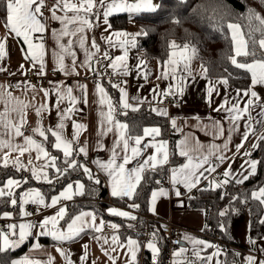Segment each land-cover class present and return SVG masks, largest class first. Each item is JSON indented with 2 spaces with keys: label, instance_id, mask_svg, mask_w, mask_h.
<instances>
[{
  "label": "crops",
  "instance_id": "crops-1",
  "mask_svg": "<svg viewBox=\"0 0 264 264\" xmlns=\"http://www.w3.org/2000/svg\"><path fill=\"white\" fill-rule=\"evenodd\" d=\"M47 1L48 2L44 0V7L42 9V19L43 22L46 24V31L42 34V40L40 39V33L34 34L33 37L34 43L43 42L45 46V54L43 57L45 71L44 75L37 74V69L40 67V63L38 61L36 62L35 67H33V64L30 63L31 58L29 57V59H25V54L28 51V47L24 43L23 39L15 37L14 34L10 35L5 26L0 23V39L7 38L5 44V56L2 60H0V67H3L5 69L4 71H0V85L14 86L16 84H20L19 88L12 87L9 90L13 93L14 96L22 97L25 99H30L33 95L31 89H29L28 91H23V89L28 84L34 85L36 89H48L50 92V95L46 100L42 92L36 93V99L35 101H33V103H46L50 109V113L46 112L41 117H37L35 115V111L33 109H29L26 115L27 123L23 128L25 135H32V128L35 127L37 120H40L45 128H47L49 125L54 126L58 123L59 117L57 109L55 107L58 97L56 93L52 91V89L56 85H63L62 90L71 87L73 89V96L78 98V102L71 105L74 111L70 114L71 118L65 120L64 136L68 140L72 139L74 132L73 121L83 124L85 126L84 129L76 130L79 131L80 134L79 142L77 145L74 146L78 147L79 145H86L87 155L85 156L81 153L77 156L81 157L89 163L88 167L94 172H96L105 182L109 198H114L111 195L109 177L98 168L97 163L95 162L99 161L102 163H106L111 158L112 151L116 145L117 140H119L120 130L113 127V130L111 132L105 131L103 135L100 134L102 131L101 121L104 119V117L101 115V112L103 111L106 114L108 111V106L107 104L101 105L99 103V94L95 90V85L97 84V82H99L104 87L103 83L100 81L101 78L107 79L110 75L117 77L119 81L116 84H119L120 88L125 89V91L127 92V102L130 105H134L139 108L142 105L146 104L149 105L152 110L166 109L167 115H160L157 114L156 111L154 112L157 115L167 117L169 127L174 128L172 125V120H175V128H177V134L179 136L178 142L187 139L189 145H197L199 147V153H193V155H209L211 153L209 155V160L211 162V165L216 166L215 171L204 172L203 176H201L200 178V182L197 183L190 190L184 187L182 183H178L173 186V184L171 183L170 171L169 185L165 187L158 186L153 189V191H159V189L163 188L167 192V195L157 196L153 211V205L151 203L153 192L152 191L148 204V214L156 219L170 221L173 225L181 229V245L178 249L173 250V253L182 247L187 249V251L183 253L181 257L177 258H175L172 253V256L174 257V260L176 262L188 263V261H196V264H202L201 261L197 260L196 257L192 255V249L196 247L203 248V251L200 253L202 257L212 256V260L208 262V264H225V252L222 249L218 248L219 246H216V244H218L217 242L216 244H214L211 239L204 236L203 234L205 218L204 209L190 208L188 205V200L190 197L194 196V193L200 188H216L219 186L222 187L224 185H227L229 182L240 184L251 176L249 175V165L247 161L252 160L258 162V158L254 157L253 153L258 146V142L260 141L259 136L264 134V116L260 115V113L263 111L262 106L264 104V85L257 84L253 88L252 83L250 82V86L248 89H238L234 85H232L230 81L226 78H208L205 75L204 71L200 69L199 62L197 61L195 55L189 62L191 76H187L185 74L183 81H181V77L178 72L176 74L175 79L172 78L171 74L169 75L168 79H164L162 78L161 73L164 71H168L170 73L171 69L166 65V63L163 66H160L156 61H147L143 57L141 51L138 49L137 39L136 47H130L128 49V57L126 63L129 71L127 75L113 74L111 68H107V74L103 77H98L94 75V72L97 69V61H99V71L101 73L105 72V67L109 63L108 60L102 57V53L104 51H108L109 55L112 57L123 55V52L119 47H110L108 41L105 40L104 37L111 36L112 41L114 43H118L117 37L112 35L115 32H124L129 34L126 37L127 39H131V37L135 35L134 33L116 30L110 25V17L113 15L122 13L138 14L129 13L127 11L114 12L108 17V25L103 23L102 15L99 21H96L95 17H93V27L90 29L86 28L85 32L83 33L85 40V47L83 49L80 48L79 41H77L74 37H64L65 42L68 39H73V51H75L77 59V67L75 71L72 72V57L65 55L64 64L66 65V68L70 73L65 74V72L57 70V62L52 55L53 51H56L57 53L60 52V49L56 46V42L52 36V33L54 31L56 33H59L62 29V25L59 21L51 19V12L49 11V9L55 4L56 0ZM128 2L132 3L135 2V0H128ZM151 3L157 7L158 0H151ZM57 14L63 15L62 12H57ZM68 15L71 16L72 13L69 12ZM240 32L242 34V38L246 40L241 27ZM230 35L232 37L231 31ZM93 39H95L97 45L100 48V55H98L95 59L91 61L92 71H87L85 68L80 67L79 65L86 61V50L95 51L94 49H91ZM233 51L235 55L234 44ZM242 56L243 55H240L236 58ZM140 60H143L144 64L142 66V70L137 71V66ZM21 65H23V69H21ZM145 74L147 75V79L144 78ZM32 77L37 80V84L30 83ZM221 79H226L227 84L225 85L223 83H220L219 81ZM50 81L52 83H50ZM41 82H45V85H41ZM80 85L86 86V104L84 103V92L81 91L79 87ZM170 85V94L167 96H178V103H165L163 102L164 96L155 95L152 91L153 89H158L161 92L169 91L168 87ZM209 88L213 89L211 94H209ZM104 89L107 93L105 87ZM117 89L120 92L119 88ZM246 90L255 91L257 93V96L259 97V100L255 101L254 105L252 106L247 105V101L251 97L250 94L245 95ZM134 97L137 99H133ZM221 105H224V107L221 108ZM232 105H237L240 109H243L246 106H248L249 108L248 112L241 113V118L235 121V126L230 119V113L228 111H225L226 108H231ZM67 107H69V100L67 97H65L63 100L60 101V109H65ZM0 110H2V107H0ZM113 119L115 121H118L114 118V113ZM219 126H222L223 128L222 135L219 134ZM106 127L107 125H105V128ZM152 127L156 126H151L147 128ZM246 130L248 131V137L247 140H244L243 137ZM140 136H143V134H141ZM35 138L39 140L38 136ZM17 139L18 141L22 142V138ZM161 141L167 142V150L170 159V141L167 138L161 137V131L160 135L156 136L155 139H153L151 136L145 137L142 141V144L138 147L143 148L145 143L158 145ZM130 144H134V142L130 141ZM225 144H227L226 149L224 148ZM240 144H242V147L239 149V152H237V145ZM217 145L220 147L215 148L214 146ZM121 148H115V150L120 153ZM220 153H223L227 157V159L222 163L216 158L217 155H219ZM245 153H249L250 155H245ZM153 154H155V147L149 146L142 153V155H140L136 160H133L132 163L127 165L126 167L130 169L134 166H137L139 162H142L149 155ZM13 155H15V153ZM32 155L33 157H35L34 152L32 153ZM27 156L28 154L25 153V156L21 158L25 164H27ZM183 158L184 160L181 165L187 163V158ZM193 162L195 163V160ZM34 163L39 162L34 161ZM180 166L176 168H179ZM209 166L210 165L206 164L204 165V168H208ZM226 170H230V176L227 178L224 176V172ZM200 171H203V169H200ZM28 172L30 173V171ZM218 174H221L222 176L220 180H217L215 178V176ZM245 176H247V179H244ZM225 180H227V183H224ZM62 188H60L55 194H58L59 191L62 190ZM16 189L17 188H14L13 191L15 192ZM25 190H23L22 192H24ZM177 190H179V192L181 193L180 196L176 195ZM76 196L78 195L73 196L72 199H74ZM72 199L61 200L60 203L55 207L43 208L41 206L40 210H38L37 212H31L28 209L29 204L32 203L24 204V211L27 213H32L31 215H22L21 206L19 204L17 214L14 215L13 213H9L10 218L5 217L3 215L0 218V224H5V222H7V224H5L6 227H8V225L10 224H15L17 226L22 223L37 224L43 218L55 215L61 205L66 206L64 205V203H68ZM66 209L68 214L69 209L67 208V206ZM114 209L118 211H125L124 209L119 207H114ZM84 211L95 213L93 210ZM79 213L80 212L74 215H77ZM110 215L114 217H119L120 219L124 218L117 215ZM66 216L63 220L59 221L58 227L66 229L67 222H69L71 218L70 217L66 222H64L66 220ZM96 216L97 224L100 223L101 219L104 221L105 226L103 228V235L111 238V236L114 234V230L109 227V225L113 223L117 224L116 221L107 220L97 214ZM8 221H10L9 224ZM38 231V228L33 229L32 235L26 237L23 242L32 239V244L29 246L28 251L22 257L15 258L14 260H12L11 264H19V262L23 261L33 262V264H66L64 256H62L61 253L57 251V248L63 249V251L68 256V260L71 261V264H81V257L85 253V249L83 248V245L85 244L88 245V249L87 259L84 261V264H93L94 261L95 264H111V261L108 259V256H106L101 251L102 242L97 243L95 240L90 238L95 235H100L99 233L87 231L85 233H82L80 237L73 241L58 242L54 241L50 235L37 236L36 233ZM118 236L120 242L122 243H126L129 237L139 241L141 247L137 252L136 264L140 261L143 250L147 251L149 254L152 255V252L145 246L146 244H142L140 236L135 234H129L126 236L125 239H122L119 232ZM41 237H48L51 240L50 243H41L39 241V238ZM185 237H191L195 240L205 241L207 244H211L213 247H204V245H194L190 240L185 239ZM17 239L18 228L17 235H12L10 240ZM36 243H39L41 247L38 249L34 248V245ZM0 245H2V241H0ZM11 247L12 246L7 247L5 250ZM104 247L106 249H109V255L116 257L115 264H128L130 257L126 255V248H117V251L112 252L109 248V245H104ZM247 252H249L250 255L255 258L256 252H252L250 250H248Z\"/></svg>",
  "mask_w": 264,
  "mask_h": 264
},
{
  "label": "snow or ice",
  "instance_id": "snow-or-ice-1",
  "mask_svg": "<svg viewBox=\"0 0 264 264\" xmlns=\"http://www.w3.org/2000/svg\"><path fill=\"white\" fill-rule=\"evenodd\" d=\"M44 0H3V12L5 19V28L10 35L14 34L17 38H22L24 43L28 47V51L25 54V59H30V63L35 67L36 62L40 63V67L37 69L38 75H44V54L45 46L43 42L34 43V34L40 33L42 40V34L46 31V24L43 22V9ZM155 5L151 3V0H135V2L129 3L128 0H56L55 4L49 9L51 12V19L59 21L62 25V29L59 33L55 31L52 33L55 39L56 46L60 49L57 53L53 51L52 55L57 62V70L65 72V74H70L64 64L65 55L72 57L71 70L75 71L77 67L76 53L73 51V39H68L64 41V37H74L79 41L80 48L85 47V40L83 33L86 28L90 29L93 27V17L96 21L100 20L101 15L103 16V23L108 25V17L114 12L127 11L129 13H140L145 11H154ZM57 12H62L63 15H58ZM72 13L71 16L68 13ZM250 16L254 17L255 20L259 22L261 30L264 31V17L250 10ZM110 27V25H109ZM228 29L232 32V41L235 45V55L230 56L229 59L231 64L237 69H242L251 74V83L254 88L257 84L264 85V59H255L252 62H239L237 56H255L256 50L255 45L258 43L259 49L262 54H264V38L259 41H253V48L249 51V45L246 40L242 38L240 32V26L238 24L229 23L227 25ZM112 35L117 37L118 43L112 41L111 36L104 37L108 41L110 47H119L123 55L112 57L109 55L108 51L102 53V57L109 61L105 67V72L101 73L99 71V61H97V69L94 75L98 77H103L107 74V68H111L113 74L127 75V57L128 49L130 47H136V37L140 35H146V33H136L127 39L129 35L124 32H115ZM6 39H0V60L5 56V44ZM172 51L170 52L169 59L165 62L166 65L171 69V72L164 71L161 73L162 78L168 79L169 75L172 78H176V74L179 72L181 81H183L185 74L191 76V69L189 67V62L196 54L195 47H190L189 44H184L182 47L177 45L175 42L169 46ZM91 49L95 51H85L86 61L81 63L79 66L85 68L87 71H92L91 61L100 55V48L97 45L95 39H93L91 44ZM144 64L143 60H140L137 66V71L142 70ZM23 69V65H21ZM3 67H0V71H4ZM205 73L207 69L204 70ZM78 74V73H76ZM147 79V75L144 76ZM220 83L227 84L226 79H221ZM50 83H52L50 81ZM113 87L119 88L121 92V106L123 109L131 108L133 111L137 110V107L130 105L127 102V92L125 89L120 88L119 84L113 83ZM12 87H20V84L16 85H0V167L8 168L11 166L16 171L27 170L30 171V177L16 178L9 176L3 183H0V198H7V202L13 206L18 203L21 206L22 215H31L32 213H27L23 209V205L26 203H32L39 207H55L60 203L61 200H70L75 195H84V184L80 181L69 182L63 186L62 190L58 194L51 195L46 198L45 195L36 188H29L22 193H15L14 188L21 187L23 184L29 182V179H35L39 182H44L48 184H54V179L49 175V169L54 171L55 179H63L67 176L69 169L76 170L77 168L82 169L83 173L87 178L94 184L99 185L101 181L93 175L91 169H89L84 164H79L75 159V155L84 154L87 155L86 145H79L75 147L79 142V131L84 129L83 124L73 121V136L71 140H68L64 136L65 120L70 119V114L74 111L71 105L78 102V98L73 96V89L68 87L64 90L63 85H56L52 91H54L58 97L57 103L55 105L58 112V123L54 126L49 125L45 128L40 120H37L35 127L32 128V135H25L23 128L27 123L26 115L29 109L35 111L37 117H41L44 113H50V109L46 103L35 104L33 101L36 99V93L42 92L45 100L49 97L50 92L48 89L40 88L36 89L34 85H26L23 91L32 90L33 95L30 99H25L22 97L14 96L9 90ZM81 91L84 92V103H87L86 86H79ZM171 85L169 86V91H159L158 89H153V93L158 96H167L170 94ZM95 90L99 94V103L101 105L107 104L108 111L105 114L103 111L101 115L104 119L101 121V135L105 131L111 132L113 127L120 130L119 140H117L116 145L112 151L111 158L106 162L102 163L96 161L98 168L104 172L110 179L111 195L113 197L124 198L127 197L132 200L136 195L137 187L140 185L141 181L144 179V173L147 169L155 170L158 167H163L169 162V153L167 150V142L161 141L158 145L145 143L143 148L138 147L142 144L145 137H152L155 139L156 136L160 135V129L157 127L144 128L143 136L136 135L132 136L128 133V125L113 119L114 107L111 100L102 86L101 83L97 82L95 85ZM209 94L213 91L212 88L208 89ZM250 94V99L247 101L248 106L254 105L255 101L259 100L257 93L255 91L246 90L245 95ZM65 97L69 100V107L65 109H60V101ZM137 99V98H133ZM142 102V101H141ZM162 102V101H161ZM246 106L240 109L237 105H232L231 108H226L225 111L230 113V119L235 126V121L241 118V113L248 112L249 108ZM224 105H221L223 108ZM264 107V106H262ZM219 110V109H217ZM157 114L167 115L166 109H153ZM126 115V112H122ZM264 116V111L260 113ZM105 125L107 127L105 128ZM172 125L175 127V120H172ZM219 134H223L222 126H219ZM39 137V140L35 137ZM248 131L246 130L243 139L247 140ZM17 138H22V142L18 141ZM230 139V137H229ZM260 140H264V134L259 136ZM133 141L134 144H130ZM122 142V148H121ZM48 145L51 146L55 151L61 152L63 156V164L65 167L61 168L57 165L56 161L60 159L59 157L52 156L48 150ZM155 147V154L149 155L142 162H139L137 166L132 168H127L126 166L131 164L133 160H136L142 153L149 147ZM179 150V155L187 158V163L181 165L179 168L171 169V183L175 186L178 183H182L184 187L189 190L200 182L201 176L204 172L215 171V165H211L209 160V155H193V153H199V147L197 145H189L187 139L180 141L176 145ZM219 148L220 146H214ZM242 147V144L237 145V152ZM255 147V145H254ZM115 148H121V152L118 153ZM227 148V144L224 145ZM130 149V154H129ZM35 153L33 157L32 153ZM15 153V155H13ZM27 156V164L21 159ZM245 155H250L245 153ZM221 163L224 162L227 157L220 153L216 157ZM195 160V163L193 162ZM34 161L39 163H34ZM119 161V162H118ZM249 165V175L255 174L257 161L249 160L247 161ZM210 165L208 168H204V165ZM203 169V171H200ZM224 176L227 178L230 176V170L224 172ZM247 179V176L244 177ZM242 182V181H238ZM156 183H160L159 180ZM227 183V180L224 181ZM158 195H167V192L161 188L159 191L152 192L151 203L154 205ZM176 195L180 196L179 190L176 191ZM252 196L254 199H258L261 204H264V187L260 188L258 192H253ZM130 208L138 209L139 205L132 203L128 205ZM109 213L112 215H117L120 217L127 218L128 220H135L136 217L125 211H118L114 208H110ZM67 214L66 206L61 205L57 213L50 217H45L37 224L32 223H22L18 226L15 224L8 225L11 230L10 233L6 234L0 231V251L5 250L10 246H17L19 243L23 242L26 237L32 235V230L38 228L39 231L36 233L37 236L50 235L54 241L58 242H68L73 241L80 237L82 233L87 231L99 233L100 235H95L90 237L97 243H101V251L108 256L111 264H115L116 257L109 255V249H106L104 245H109L112 252L117 251V248L127 249L126 255L130 257L128 264H136V257L140 243L136 239L128 238L126 243H122L119 240L118 232L119 225L110 224L114 230V234L109 238L103 235V228L105 226L104 221L101 219L100 223L97 224V216L93 212L81 211L79 214L74 215L67 222L66 229L58 227L59 221L63 220ZM5 217L10 218L9 213L3 214ZM220 215H224L223 212ZM264 223V220L260 221ZM18 228V239L10 240V235H17ZM151 239L146 242V247L152 252L153 260H156L159 256L160 249L157 247V232L150 234ZM185 239L190 240L194 245H204V247H213L211 244H207L202 240H195L191 237H185ZM41 245L36 243L34 248L38 249ZM85 249L84 255L81 257V264L87 259V249L88 245H83ZM57 251L64 256L66 264H71L68 260L67 254L63 249L57 248ZM187 249L180 248L174 253V256L181 257ZM203 248L192 249V255L196 257L197 260L201 261L202 264H208L212 260V256L202 257L200 253ZM248 264H255L253 257L247 258ZM19 264H33V262L23 261ZM95 264V261L93 262ZM179 264V262H177ZM188 264H196V261H188ZM260 264H264V261H260Z\"/></svg>",
  "mask_w": 264,
  "mask_h": 264
},
{
  "label": "trees",
  "instance_id": "trees-1",
  "mask_svg": "<svg viewBox=\"0 0 264 264\" xmlns=\"http://www.w3.org/2000/svg\"><path fill=\"white\" fill-rule=\"evenodd\" d=\"M250 10L264 17V0H158L154 11L113 15L110 17V25L116 30L134 34L146 33V35L137 36L136 39L138 49L147 61H156L160 66H163L172 51L169 47L170 44L175 42L181 47L184 44H189L190 47H195L196 59L200 69L202 71L207 69L204 73L208 78H226L236 88L248 89L251 82L250 73L237 69L229 59L230 56L234 55V51L232 37L227 25L234 23L241 27L248 42L249 51H251L253 41L264 38V31L261 30L259 22L250 16ZM0 23L5 26L3 0H0ZM255 50V56H242L238 57L237 60L239 62H252L255 59H264V54L259 49L258 43L255 45ZM101 82L114 107V118L126 123L128 132L132 136L143 134L144 128L156 126L160 128L161 137L169 139L170 159L168 164L155 170L147 169L132 200L127 197L110 199L103 179L91 170L93 175L101 181L99 185L94 184L79 168L76 170L69 169L67 176L58 180L55 179L54 171L49 169L54 184L29 179V182L18 187L15 193L19 194L27 188L36 187L48 198L67 183L81 181L85 186V194L76 196L68 203L67 208L69 210L64 222L78 212L93 210L97 215L107 220L116 221L117 225L120 226L119 233L122 239H125L129 234L140 236L138 232L144 230L147 223L144 217L135 213L148 214L150 194L154 188L160 186L156 181L166 177L172 168L183 163L184 158L179 155L176 147L179 136L174 134L168 138V118L157 115L149 105L144 104L135 111L122 109L118 89L112 86L113 83L110 80L103 79ZM122 112L127 114L124 115ZM47 147L52 156L60 158L56 161L57 165L61 168L65 167L62 153L55 151L50 145ZM253 156L258 158L257 170L243 183L229 182L227 193L221 186L200 188L188 200L190 208L204 209L203 234L211 239L214 244H216L215 239H218L219 242L216 246L225 252V264H238L241 252L248 250L264 256V223L260 222L264 220V206L252 196L253 192H257L264 186V140L258 142ZM75 159L79 164L88 167L87 162L81 157L75 155ZM9 176L30 177L31 173L27 170L18 172L11 166L8 168L0 167V183H3ZM132 203L138 204L139 208H130L128 205ZM114 206L132 210L133 213H130L136 219L128 220L127 218L120 219L111 216L108 210ZM245 207L249 212V246H243L236 240L228 238L232 233H230L232 227L244 215ZM18 209L19 203L13 206L7 202V198H0V218L4 213L16 215ZM223 210H225L224 215H220ZM152 223L155 224V222ZM155 232L158 234L159 255L162 256L167 252V237L162 231L156 230ZM39 241L49 244L51 240L48 237H41ZM32 242L33 240L30 239L20 246H12L7 250L0 251V264H11L15 258L22 257ZM145 254L151 255L147 251ZM255 258V264L264 261L257 256Z\"/></svg>",
  "mask_w": 264,
  "mask_h": 264
},
{
  "label": "built area",
  "instance_id": "built-area-1",
  "mask_svg": "<svg viewBox=\"0 0 264 264\" xmlns=\"http://www.w3.org/2000/svg\"><path fill=\"white\" fill-rule=\"evenodd\" d=\"M46 2H48L46 0ZM55 74V73H54ZM103 79L106 78H101L100 81H102ZM106 80H110L113 83H117L119 80L117 77H114L112 75L108 76V78ZM31 84H37V80L35 78L32 77V79L30 80ZM41 85H45V82H41ZM163 102L165 103H178L179 102V98L178 96H173V97H168V96H164L163 97ZM264 106V104H263ZM263 111H264V107H263ZM177 134V128H172L169 127L168 129V138H170L171 135ZM87 164H89L87 162ZM169 175H167L166 177L162 178L159 183V185L161 187H165L169 185ZM215 178L217 180H220L222 178L221 174H218L215 176ZM224 188V192L227 193L229 191V185H224L222 186ZM69 203V202H68ZM68 203H64V205L68 206ZM114 207H119V206H114ZM121 208V207H119ZM28 209L31 212H37L38 210H40V207L38 208L37 205L34 204H29ZM125 211L128 212H132V210L126 209V208H122ZM133 213V212H132ZM136 215H140L142 217L145 218L147 226L144 230L139 231L138 233L140 234L141 237V241L142 244L145 245L147 241H149L151 239V233L155 232L156 230L162 231L166 237H167V241H168V247H167V252L162 255V256H158V258L156 260H153V255L147 256L145 254V250H143L142 252V256L140 261L137 264H177V262L174 260V257L172 256L173 250L178 249L181 245V239H180V231L181 229L176 227L175 225H173L170 221H163L160 219H156L152 216H150L149 214H140V213H135ZM152 222H155L152 223ZM10 223V221H8V224ZM5 224H7V222H5ZM5 224H0V231H2L3 233H10L11 230L5 226ZM12 237V235H10V238ZM215 242H219L218 239H215ZM255 256H257L259 259H264V256L256 253ZM179 264H188L187 262H179Z\"/></svg>",
  "mask_w": 264,
  "mask_h": 264
},
{
  "label": "rangeland",
  "instance_id": "rangeland-1",
  "mask_svg": "<svg viewBox=\"0 0 264 264\" xmlns=\"http://www.w3.org/2000/svg\"><path fill=\"white\" fill-rule=\"evenodd\" d=\"M222 212L225 213V210H223ZM230 233L231 235H229L228 237L230 240H236L238 243H241L243 246H249V212H248L247 207H245L244 215L241 217L240 221L232 227ZM22 244L23 242L19 243L17 246H20ZM17 246H13V247H17ZM174 253H173V256H174ZM174 257L177 258V256H174ZM248 257H252L249 252H241L239 256L238 264H248V261H247ZM255 260L256 258H254V261Z\"/></svg>",
  "mask_w": 264,
  "mask_h": 264
},
{
  "label": "water",
  "instance_id": "water-1",
  "mask_svg": "<svg viewBox=\"0 0 264 264\" xmlns=\"http://www.w3.org/2000/svg\"><path fill=\"white\" fill-rule=\"evenodd\" d=\"M258 262H259V260H258Z\"/></svg>",
  "mask_w": 264,
  "mask_h": 264
}]
</instances>
